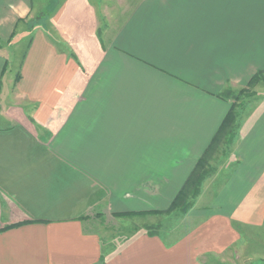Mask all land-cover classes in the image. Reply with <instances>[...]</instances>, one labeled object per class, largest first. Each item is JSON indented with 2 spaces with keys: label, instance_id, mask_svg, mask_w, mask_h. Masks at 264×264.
Masks as SVG:
<instances>
[{
  "label": "crops",
  "instance_id": "0c3cea01",
  "mask_svg": "<svg viewBox=\"0 0 264 264\" xmlns=\"http://www.w3.org/2000/svg\"><path fill=\"white\" fill-rule=\"evenodd\" d=\"M263 69L264 0H0V264H264L259 93L174 223L92 219L166 210Z\"/></svg>",
  "mask_w": 264,
  "mask_h": 264
},
{
  "label": "trees",
  "instance_id": "16d2710c",
  "mask_svg": "<svg viewBox=\"0 0 264 264\" xmlns=\"http://www.w3.org/2000/svg\"><path fill=\"white\" fill-rule=\"evenodd\" d=\"M30 26H33L30 24ZM261 75H264V69L257 71L248 81L246 87L251 89L252 86L258 84L259 80H262ZM245 87V88H246ZM248 89H243L247 91ZM222 98L226 100H231L234 96L233 90L231 88L225 89L221 92L220 95ZM236 99V98H235ZM241 103L238 104L231 101V105L229 111L225 115L222 123L220 124L217 132L211 139L209 145L204 150L203 154L197 160L194 168L192 169L191 173L189 174L188 178L186 179L184 185L180 188L176 196L173 198L172 202L170 203L169 207L166 210L162 211H148V212H125V213H117L114 214L113 217H135V216H142V215H169L173 212H177L180 214H185L191 207L192 201L198 195L200 186L202 181L205 179L207 174L210 173V168H208L209 162L214 156L213 154L217 152L218 148L224 144L228 146L233 138L234 132V124L236 121L237 116V108L240 107ZM100 216V214H97ZM17 224L11 226L16 227ZM148 229V228H147ZM152 235V232L149 233ZM103 260V257H101Z\"/></svg>",
  "mask_w": 264,
  "mask_h": 264
},
{
  "label": "rangeland",
  "instance_id": "374dc122",
  "mask_svg": "<svg viewBox=\"0 0 264 264\" xmlns=\"http://www.w3.org/2000/svg\"><path fill=\"white\" fill-rule=\"evenodd\" d=\"M90 1L91 3L97 4L98 8L100 7V5H103V3H105V0H90ZM17 61H15V64H13L12 67H8V69L11 70V68H14V66L17 67ZM260 78H262V80H259L258 81L259 83L252 86L251 89H248L247 87L241 88V89H232L234 96L231 98V101L233 100L234 102L240 104L242 103L243 100L250 98L254 96L255 94L259 93L260 97L264 96V75H261ZM243 89L245 90L248 89V90L245 91ZM221 146L220 147L222 150L224 147V144H222ZM213 155H215V153ZM208 168H210V165H208ZM179 215L180 213H176L173 215V217H170L168 219H161L159 217L160 219L159 218L158 219L161 220L163 224L159 226V223H157L156 226L151 225V228L150 227L149 228L152 230L155 229V231H157L159 227H163V225H170L174 223V219ZM97 216L95 217L93 214L92 219L95 221L93 226H95L96 229L105 233L103 234L104 239H105L104 241L109 242L108 250L111 251L113 249V248L112 249L110 248L111 245L115 247L117 242L120 243L125 238H129L139 229L144 228V227L148 228V225L151 224L149 223L148 217L150 216V221H152L154 219L153 217L158 216V215H142V216H135V217H123L124 220L122 221V225H117V223H115L113 220H109L107 218L103 219L102 217L100 216L97 217ZM159 216H162V215H159ZM105 224L108 225L109 230L107 229L106 231H103V229L106 228ZM113 234H115L116 237ZM113 236L115 237V239L112 238Z\"/></svg>",
  "mask_w": 264,
  "mask_h": 264
}]
</instances>
